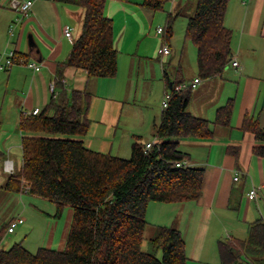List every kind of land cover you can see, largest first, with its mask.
Returning a JSON list of instances; mask_svg holds the SVG:
<instances>
[{"label": "crops", "instance_id": "crops-1", "mask_svg": "<svg viewBox=\"0 0 264 264\" xmlns=\"http://www.w3.org/2000/svg\"><path fill=\"white\" fill-rule=\"evenodd\" d=\"M11 1L0 0V58L12 48L17 52L13 67L0 71V191L23 168L21 120L50 103L59 63L70 57L85 18L82 7L58 0H35L32 10L22 16L11 7ZM171 4L166 24L169 13H187L186 31L194 13L178 0ZM240 7L242 15L228 9L225 18L226 27L233 36L237 34L232 39V56L239 66L229 65L217 77L200 79L188 108L195 117L213 122L217 111L233 99L230 127H214L211 139L180 141L182 151L189 155V166L205 170L202 195L197 202L151 203L147 211V216H161L163 223L156 224L167 223L181 232L187 264H221L218 242L245 239L251 224L264 221V158L254 153L259 144L255 134L244 128L248 117L264 131V0H241ZM158 12L146 7L144 0H108L104 15L114 25L117 76L92 77L74 67L63 71L62 84L68 93L91 96V125L83 138L87 149L127 159L133 143L146 144L156 138L169 80L193 82L199 78L197 56L196 61L191 57L190 65L185 45L178 50L171 38L160 39L154 29L156 20L163 21ZM67 27L73 30L72 39L64 35ZM164 41L172 50L166 57L160 53ZM30 63L40 65V70L29 67ZM6 160L14 163L13 175L4 170ZM253 188H257V197L251 200L248 194Z\"/></svg>", "mask_w": 264, "mask_h": 264}, {"label": "trees", "instance_id": "trees-1", "mask_svg": "<svg viewBox=\"0 0 264 264\" xmlns=\"http://www.w3.org/2000/svg\"><path fill=\"white\" fill-rule=\"evenodd\" d=\"M58 1L84 9L81 35L68 60L59 63L55 96L38 115L29 114L21 120L23 168L9 178L4 190L53 203L58 217L70 207L73 220L64 250L40 248L34 254L22 243L3 249V238L13 220L2 223L0 264H187L185 241L173 226H159L150 240V251L143 250L148 207L151 203L200 199L205 170L177 166L189 159L180 150V141L211 139L214 127H230L234 100L217 111L213 122L195 117L188 110L192 91L175 92L173 86L184 81L168 79L172 98L163 111L156 132L159 142L152 150L145 151V144L135 142L131 157L123 159L87 149L83 138L91 125V96L68 93L62 84L63 71L74 67L92 77L115 78L118 52L114 25L104 15L108 0ZM229 2L198 0L188 18L185 39L197 49L201 80L221 75L233 58V32L225 25ZM165 4L166 0H144V5L155 11H162ZM180 15L169 13L167 40ZM244 128L255 134L259 144L254 153L264 158V131L248 117ZM218 251L221 264H264V221L251 224L245 239L219 241Z\"/></svg>", "mask_w": 264, "mask_h": 264}, {"label": "rangeland", "instance_id": "rangeland-1", "mask_svg": "<svg viewBox=\"0 0 264 264\" xmlns=\"http://www.w3.org/2000/svg\"><path fill=\"white\" fill-rule=\"evenodd\" d=\"M178 2L187 5L188 10L191 11V13H194L198 0H178ZM246 2H248V0H246ZM171 6V0H168L165 4L164 11L157 13L159 14L158 17L162 18L163 21L156 20L154 24L155 30L158 27L166 28V12L169 11ZM240 6L241 0H230L228 9L230 10V13L235 12L236 10L237 16H239V14H241ZM243 8L246 7L244 6ZM188 15L189 14L187 13H182V15L176 19L172 25L173 35L171 37V44L178 50H181L185 45V57L189 58V64L191 65V57H193L196 61L197 49L193 43L185 39V26ZM246 26L248 28L250 27V24L247 23ZM236 31H238V29ZM235 35H237L236 32H234V36ZM164 37L165 35H162L160 36V39L162 40ZM179 57V53H176V60H178ZM188 71L191 73L190 68ZM179 148L180 150L184 149L182 145L179 146ZM130 157L131 156L128 158ZM19 217L23 218L25 222L16 228L15 233L6 234L4 236L2 242L3 249L9 250L15 244L22 243L24 247L33 254L37 253L40 248H48L59 251L64 250L73 220L72 208L65 207L62 215L58 217L57 207L53 203L31 197L27 194H16L7 192L4 189L1 190L0 226L4 222H10L11 220L18 219ZM160 217L161 216L156 215L153 216L151 213H149L146 217L148 226L145 231V241L143 244V250L146 252L150 251V240L155 237L157 229L160 226L156 223H163V220L161 221ZM179 220L180 219L175 222V226L178 224ZM166 225L168 224L166 223ZM247 235L243 237H247Z\"/></svg>", "mask_w": 264, "mask_h": 264}, {"label": "built area", "instance_id": "built-area-1", "mask_svg": "<svg viewBox=\"0 0 264 264\" xmlns=\"http://www.w3.org/2000/svg\"><path fill=\"white\" fill-rule=\"evenodd\" d=\"M35 0H12L11 1V7L16 10L20 15L22 16H26L33 8ZM15 24L13 23L10 27L9 30V34L12 37L14 35V31H15ZM157 32L160 36L165 35V37L167 36V32H168V26H166V28H162V27H158L157 28ZM72 34H73V30L69 27L65 28L64 30V35L66 38L72 39ZM164 37V38H165ZM172 50L170 45L164 41L160 53L162 56L166 57L169 56L171 54ZM16 50L15 48H12L7 54H5L4 56H1L0 58V71H7L9 70L11 67H13V65L15 64V57H16ZM232 67L237 68L239 66L238 61L236 58H232L230 64ZM29 67L33 68L35 71H39L41 66L36 64V63H30ZM201 82V80L199 78L195 79L193 82H182L180 84H177L175 86H173L172 88L174 89L175 92H184V91H192L194 90L197 85ZM51 91L53 93V95L55 96V92H56V85L55 83L51 84ZM172 98V91L168 90L165 94L163 103H162V108L163 110L167 109L169 106V101ZM41 110L36 109L34 110L31 114L32 115H38L40 113ZM159 142V140L157 138H155L154 140L147 142L144 146L145 151H150L153 149V147L155 145H157ZM189 166L188 162H184V163H178L177 166L178 167H182V166ZM4 170L6 173L13 175L14 174V163L11 160H6L4 162ZM239 179V174L236 173V177L235 180ZM27 192V190H25V193ZM257 197V188H253L250 193L248 194V198L253 200ZM25 220L23 218H18L13 220L8 228L7 234H13L15 233L16 228L19 225L24 224Z\"/></svg>", "mask_w": 264, "mask_h": 264}]
</instances>
